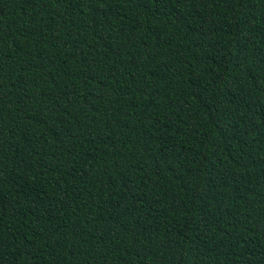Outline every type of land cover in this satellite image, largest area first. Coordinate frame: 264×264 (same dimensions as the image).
Instances as JSON below:
<instances>
[{
	"label": "trees",
	"instance_id": "1",
	"mask_svg": "<svg viewBox=\"0 0 264 264\" xmlns=\"http://www.w3.org/2000/svg\"><path fill=\"white\" fill-rule=\"evenodd\" d=\"M0 264H264V0H0Z\"/></svg>",
	"mask_w": 264,
	"mask_h": 264
}]
</instances>
